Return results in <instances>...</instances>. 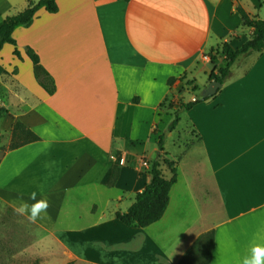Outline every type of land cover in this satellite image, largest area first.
<instances>
[{
    "label": "crops",
    "instance_id": "obj_1",
    "mask_svg": "<svg viewBox=\"0 0 264 264\" xmlns=\"http://www.w3.org/2000/svg\"><path fill=\"white\" fill-rule=\"evenodd\" d=\"M29 1L0 0V26ZM57 3V12L40 8L30 26L14 30L20 56L10 43L0 51L7 71L0 106L8 109L0 117V211L33 203V191L50 201L44 219L23 216L39 230L29 257L40 264H178L200 234L214 230L209 264H241L254 237L264 235V51L239 57L218 92L182 110L168 131L164 149L177 181L163 217L129 227L115 213L126 212L150 181L144 162L157 156L172 120L161 105L174 97L177 109L187 80L198 89L196 72L213 48L229 42L237 49L251 38L237 7L263 18L262 0ZM27 47L53 76L54 93L35 78ZM223 57L212 69L226 65ZM183 119L197 141L172 157L167 142L180 136ZM16 121L39 140L9 148ZM117 157L120 174L109 185ZM184 159L192 164L187 185Z\"/></svg>",
    "mask_w": 264,
    "mask_h": 264
},
{
    "label": "trees",
    "instance_id": "obj_2",
    "mask_svg": "<svg viewBox=\"0 0 264 264\" xmlns=\"http://www.w3.org/2000/svg\"><path fill=\"white\" fill-rule=\"evenodd\" d=\"M128 1V0H126ZM40 8H45L51 13L58 11L59 6L57 0H38L34 2L29 1V5L22 11L7 16L2 25L0 26V51L5 43H10L15 46L14 54L20 56L18 50L17 41L13 36V32L18 27L30 26L36 16L37 11ZM237 10L242 16L243 23L253 29L251 38L246 41L240 48L234 49L229 42L222 43V53L225 56L226 65L217 68L215 65L209 74V82L219 81L224 83L232 74V66L241 56L248 55L253 52L264 51V19L251 17L242 7L238 6ZM27 55L33 62L34 75L39 84L49 93L52 94L56 90V83L53 76L48 70L41 64L39 55L36 51L27 47ZM215 57L212 56L211 63L215 64ZM7 71L0 63V74ZM174 79H170L169 83L172 84ZM191 80H187V90H195V86L192 85ZM185 88V89H186ZM209 97V96H208ZM206 98H198L196 101H188L181 104L177 109H174L175 99L170 97L166 100L165 104L161 106L168 108L171 111L172 120L168 125L167 130L171 132L174 130L180 121V112L182 110H188L193 105L201 102ZM8 113V109L0 106V117L5 116ZM2 138L0 129V141ZM39 140V136L29 129L21 121H16L12 128V140L9 148L14 149L19 146L25 145L30 142ZM165 137L164 134L160 135L158 141L157 156L149 161L150 169V181L146 184L144 189L138 192L135 196L134 202L128 208L126 212L117 211L115 213L122 223L129 227H147L157 221H159L165 214L170 201V191L173 185L177 181V174L175 169V162L172 159H167L165 156L167 153L164 149ZM121 160L117 157L113 168L112 175L109 180V185H114L117 181L120 170ZM163 166L172 167L171 177H167L164 174ZM214 230H209L200 234L190 248L181 257L178 264H209L212 259V249L214 248ZM35 264H40L36 262ZM68 264H75L74 261H70Z\"/></svg>",
    "mask_w": 264,
    "mask_h": 264
},
{
    "label": "rangeland",
    "instance_id": "obj_3",
    "mask_svg": "<svg viewBox=\"0 0 264 264\" xmlns=\"http://www.w3.org/2000/svg\"><path fill=\"white\" fill-rule=\"evenodd\" d=\"M262 6L263 7L261 11L263 18L261 19H264V0H262ZM208 55L210 57V60H208V63L204 67L205 70H203V68L201 69L199 68L195 75L199 85L198 89L196 90L186 89L184 96L176 100L178 108L181 106V104L192 100L193 96L197 98H202L204 85L208 86L210 84V82H208V75H209V71L212 69V63H211L212 56L215 57V61L217 59L224 61V57L222 53V44L216 48H213L208 53ZM185 123H186V119L180 124V129H179L180 136L179 137L176 136L175 138L172 137L167 142L166 151L169 152V155L172 157H175L177 154H179L180 146L181 148L182 146H190L192 145V143L194 144L197 141V139H195L191 135L192 133L191 129L188 126H186ZM167 132L168 130L164 132V137L167 136ZM2 144L4 146V149L8 146V144L5 141H2ZM148 154H150L152 157L155 156V153L152 152L151 148H149ZM165 157L169 159L167 155ZM189 163L190 161H188V159H184L181 166V172L183 178L181 183L185 185L189 184V182L190 183L192 182V176H191L192 164L189 165ZM172 168L173 166L172 167L163 166L164 174L167 177H171ZM149 169H150V165L148 164V166L146 167L148 174H149ZM182 187L183 185L181 187H178V191H180L179 189H183ZM188 200L190 199L188 198L187 195L186 201ZM186 204L189 211L194 210V207L189 206L188 203ZM37 234H39V230L36 228V226L30 223L28 220H26L23 216L17 215L14 212V210L4 209L3 212L0 211V264H35L36 262H38V261H34L28 255L29 253L28 249L29 247H33ZM170 241H172V239Z\"/></svg>",
    "mask_w": 264,
    "mask_h": 264
},
{
    "label": "clouds",
    "instance_id": "obj_4",
    "mask_svg": "<svg viewBox=\"0 0 264 264\" xmlns=\"http://www.w3.org/2000/svg\"><path fill=\"white\" fill-rule=\"evenodd\" d=\"M29 199L34 202L29 204L28 201L21 200L14 208V212L20 216H27V219L32 223L44 219L50 207V201L46 197L37 199L35 191L30 194ZM241 264H264V235L258 233L254 237L248 253L241 260Z\"/></svg>",
    "mask_w": 264,
    "mask_h": 264
},
{
    "label": "water",
    "instance_id": "obj_5",
    "mask_svg": "<svg viewBox=\"0 0 264 264\" xmlns=\"http://www.w3.org/2000/svg\"><path fill=\"white\" fill-rule=\"evenodd\" d=\"M223 85V83L219 81H213L211 82L207 88L203 92V98H206L208 96L214 95L218 92L219 88ZM168 133V132H167Z\"/></svg>",
    "mask_w": 264,
    "mask_h": 264
},
{
    "label": "built area",
    "instance_id": "obj_6",
    "mask_svg": "<svg viewBox=\"0 0 264 264\" xmlns=\"http://www.w3.org/2000/svg\"><path fill=\"white\" fill-rule=\"evenodd\" d=\"M204 58L207 59V60H210V57H209L208 54L205 55ZM197 99H198V98L195 97V96L192 97V101H196ZM148 164H149V162H147V161L144 162V165H145L146 167L148 166Z\"/></svg>",
    "mask_w": 264,
    "mask_h": 264
}]
</instances>
